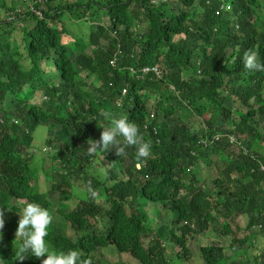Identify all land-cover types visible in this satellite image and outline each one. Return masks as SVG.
<instances>
[{"label": "trees", "instance_id": "trees-1", "mask_svg": "<svg viewBox=\"0 0 264 264\" xmlns=\"http://www.w3.org/2000/svg\"><path fill=\"white\" fill-rule=\"evenodd\" d=\"M246 51L264 64V0H0V216L40 204L57 216L51 249L91 264L107 248L115 264H192L215 225L228 242L200 245L202 264H264V71L245 70ZM105 111L137 124L149 157L88 154ZM201 164L216 178L202 184ZM15 232L3 223L0 264H41L19 259Z\"/></svg>", "mask_w": 264, "mask_h": 264}, {"label": "clouds", "instance_id": "clouds-1", "mask_svg": "<svg viewBox=\"0 0 264 264\" xmlns=\"http://www.w3.org/2000/svg\"><path fill=\"white\" fill-rule=\"evenodd\" d=\"M243 66L247 71H264V64L260 63L257 53L246 51L243 56ZM107 126L102 127L98 141H92L88 147V154L96 150L108 151L115 148L116 154L121 156L125 148L134 146L137 159L147 158L151 154V143L143 141L136 123L127 116L112 117L108 111L102 113ZM95 195V193H93ZM19 214L18 227L15 232L17 240V253L19 259L30 255L34 258L44 259L41 264H91V260H82L80 252L75 249L58 251L51 249L45 239L49 235L53 216L47 208L35 202L26 203ZM0 219V229L3 228Z\"/></svg>", "mask_w": 264, "mask_h": 264}, {"label": "rangeland", "instance_id": "rangeland-1", "mask_svg": "<svg viewBox=\"0 0 264 264\" xmlns=\"http://www.w3.org/2000/svg\"><path fill=\"white\" fill-rule=\"evenodd\" d=\"M7 21H8V18H7ZM102 22L107 25V23H108L107 18L106 17L102 18ZM94 27H95L94 23H91L89 25L87 23H80L78 26H69V30L71 32L81 31V34L85 36L87 34V32L91 29H94ZM84 75L85 74H82V76H84ZM39 102H40L39 97H36L33 99V103L38 104ZM226 104L232 108L234 106L233 109H235V110H236V108H238L237 105L232 106V104H230L229 100L226 102ZM192 118H195V117H192ZM197 121H198V118H195L192 120V124H193L194 128H196V126H198ZM171 122L172 123L177 122V118L171 117ZM263 134H264V132H263ZM43 136H44V132H41V130H37V136H36V138H38L37 142L41 143ZM259 144L261 145L262 153H264V139H262ZM36 155L37 156L34 159V164H37L40 161L39 160L40 153H38ZM41 155L43 156V154H41ZM42 156H41V158H42ZM213 160H214L215 164L221 168L222 165L225 163L226 158H224V156H222L219 158H213ZM47 164L48 163H44L45 166H47ZM94 167L96 168V166H94ZM215 168L216 167H214V166L206 167V166L201 164L197 167L196 171H194V172L197 175L198 179L202 181L201 183L205 184L206 182L210 181L211 179L216 178L217 172H216ZM42 177H43V175L41 173H39V179L40 180L43 179ZM79 182L80 181H77V183H79ZM82 196L83 195H82L81 191L74 189V191H70V194L61 195V197L59 196L58 201H57V205H59L60 209H62V210H71L78 203V197H82ZM186 200H187V197H186ZM97 202L99 204L104 202V197L97 198ZM154 206H156V205L149 204L146 208L151 209ZM21 207L23 208L22 204L19 203V208H21ZM160 209L161 208H159V210ZM149 212H150V216L152 218L151 221H152L154 226H157L159 223H162L166 219L165 213L162 214L163 211L162 212L159 211L162 214V216H156L157 212L156 211L153 212V210H150ZM50 214L53 216V220L57 219L56 213L51 211ZM19 218L20 217H14L13 215H10V214L8 216H0V219H2L3 222L10 223L14 230H16L18 227ZM218 242H220L221 244H227L228 241H227V238L222 239V238H220L219 235H217L216 225H215V229L213 227H210L209 230H207L205 233L200 235L199 238L195 239L194 243H192L191 249L193 250L192 254L194 256L192 264H202L199 257H198L199 255H197V248L200 245L214 244V243L217 244ZM239 253H241V251L236 250V248L234 251H232V250L230 251L231 255H233V254L238 255ZM117 254L113 248H107L106 250L97 251L95 254L96 255L95 259H96V261H99L101 264H115L118 262L119 258H122L124 256V255H120V254L117 255Z\"/></svg>", "mask_w": 264, "mask_h": 264}, {"label": "built area", "instance_id": "built-area-1", "mask_svg": "<svg viewBox=\"0 0 264 264\" xmlns=\"http://www.w3.org/2000/svg\"><path fill=\"white\" fill-rule=\"evenodd\" d=\"M141 72H142L143 74H147V73H149V72H153V73H155V74L158 73L156 67H151V68L145 67V68L141 69ZM151 118H152V115H151ZM230 141L233 142L234 139L231 137V138H230Z\"/></svg>", "mask_w": 264, "mask_h": 264}]
</instances>
